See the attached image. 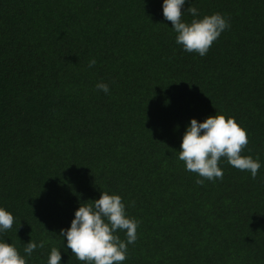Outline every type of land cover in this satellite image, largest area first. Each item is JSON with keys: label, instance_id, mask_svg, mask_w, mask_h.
Listing matches in <instances>:
<instances>
[{"label": "trees", "instance_id": "16d2710c", "mask_svg": "<svg viewBox=\"0 0 264 264\" xmlns=\"http://www.w3.org/2000/svg\"><path fill=\"white\" fill-rule=\"evenodd\" d=\"M162 5L0 0V207L15 218L0 241L27 264L52 247L84 264L59 235L102 191L140 221L123 264H264V0H186L185 22L194 6L230 23L205 57L176 43ZM215 114L246 129L255 179L222 158L201 186L179 160L190 121ZM30 240L46 243L29 257Z\"/></svg>", "mask_w": 264, "mask_h": 264}, {"label": "clouds", "instance_id": "9594fccd", "mask_svg": "<svg viewBox=\"0 0 264 264\" xmlns=\"http://www.w3.org/2000/svg\"><path fill=\"white\" fill-rule=\"evenodd\" d=\"M185 3L186 0H163L164 19L171 23L176 43L185 52L205 57L213 43L230 28V23L220 13L199 18L194 6L187 8L194 18L185 22L182 11ZM95 64L93 58L88 66L91 68ZM96 88L105 94L110 91L108 84L103 82L97 83ZM248 143L246 129L234 117L215 114L202 123L192 119L182 137L179 160L184 162L188 172L200 177L195 182L201 186L206 180L223 179V169L219 166L222 158L235 169L250 172L255 179L261 164L259 158L242 155ZM14 223L12 213L0 207V232L11 230ZM139 224L140 221L127 215L121 196L102 191L99 199L81 203L70 228L62 229L59 236L66 239L67 248L84 264H123L128 245L138 239ZM118 231L125 232L124 240L117 235ZM45 243L30 240L24 246V253L30 257L37 248H44ZM61 259V251L52 247L47 264H60ZM0 264H27V261L14 245L0 241Z\"/></svg>", "mask_w": 264, "mask_h": 264}]
</instances>
